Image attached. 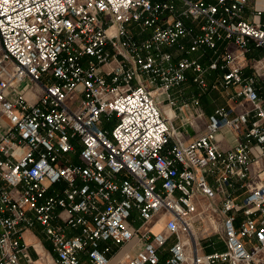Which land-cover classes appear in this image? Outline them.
I'll list each match as a JSON object with an SVG mask.
<instances>
[{"label":"built area","instance_id":"obj_1","mask_svg":"<svg viewBox=\"0 0 264 264\" xmlns=\"http://www.w3.org/2000/svg\"><path fill=\"white\" fill-rule=\"evenodd\" d=\"M247 1L0 0V264L31 261L23 233L37 226L56 264H264V24L244 19ZM219 41L235 50L191 57ZM250 45L262 56L246 64ZM218 69L250 108H217L190 139L160 104L173 112L189 72L215 88ZM190 104L177 110L192 127ZM202 201L223 252H198Z\"/></svg>","mask_w":264,"mask_h":264},{"label":"crops","instance_id":"obj_2","mask_svg":"<svg viewBox=\"0 0 264 264\" xmlns=\"http://www.w3.org/2000/svg\"><path fill=\"white\" fill-rule=\"evenodd\" d=\"M255 11L259 12V16H255ZM243 17H244V19H247V20H250V21L254 20V21H257V22H259L261 24H264V0H248L247 3H246V6H245ZM190 24L193 26L194 31L197 33L198 32V24L188 22V25H190ZM131 31H132V35H133V37L135 39L144 38V37H146V34H147V33L146 34H139L138 33V29L136 27H134V26L132 27ZM225 47L230 49L231 51L235 50L234 49L235 47H233V45H231V44L230 45H228V44L226 45L225 41H219L217 43V49H216L215 53H212L211 51L207 50L205 52L204 56H201V55H198V54H193L191 57L198 59L199 62L203 66H207V63L210 60H218L220 58V56L222 55ZM165 50L170 52V53H172L174 59L179 56V52L174 47L165 48ZM261 56H262L261 51L259 49L254 48L252 45H250L249 52H247L245 54V58H246V61H247L246 64H249V62L252 59L257 60V59L261 58ZM223 72L224 71L219 70V69L218 70L209 71L206 74V76H205V79H206L207 83L209 84V86L212 85V84L219 83L220 80H221V76H222ZM242 74L244 76H249V75L253 74V71L251 70L250 67L247 66V67H245L243 69ZM190 77H193V74L189 72L188 79H190ZM152 88H153V86H152ZM215 88H221V87L217 84V86ZM211 89H213V88H211ZM221 89H223V88H221ZM180 90H183V89H180ZM234 91H235V87L234 88H229L228 97ZM177 92H178L177 90H173L172 94L174 95ZM262 93H264V92H262ZM173 97H175V96H173ZM182 97H183V95H182ZM27 98L30 101H34L35 100L34 96H31L30 94H29V96H27ZM177 99L178 98L175 97V100H177ZM192 99H198L200 107H201V110H202V103H201V100H200L201 99V95H199V93H197L196 95L195 94L192 95L191 98L187 99V100H186V98H179L177 100V102H178L177 104L181 105L183 102L190 104ZM224 106L225 107H233L236 112H239L241 110H247V109L250 108L249 103H243V106L235 105V104H233V102L229 98H227L224 101ZM190 107H191V104H190ZM160 108L163 111H165L164 103L160 104ZM202 112H203V110H202ZM184 115H185V117H183ZM179 116H180L179 119L183 120V126H185V127L180 126L179 130L185 132L188 135V138H190V139L196 137L197 134L200 133V132L195 134L196 133L195 130L192 128L193 129V131H192V129H190L191 127L189 128L188 125H186L184 123V119L186 118L185 112H183V114L179 115ZM204 118H205V113L203 112V118H202V120H200V123H201V121L205 122V120L207 118L206 119H204ZM186 128H188V129H186ZM199 131H201V129ZM225 136H226V138H225ZM229 136H230V134L226 130L222 131L221 133H219L217 135V138L221 142L222 147L225 148V149L228 147V145L231 144V139H230ZM197 212L200 213V215L198 216L199 218L198 217H194V220H195L194 232L196 233L195 237H196V239H197V241L199 243L198 252L202 253V254H209V253H213V252H223V251H225V243H224V238H223V233H222V228H221V220H220L219 215L215 211H213L210 208H208L206 201H202V203L198 204ZM153 222H151L150 224H152ZM198 225H203L202 230H200V226H198ZM35 228H33L32 230H28V231L23 233V239L27 243V245H29L28 253H29L31 261L27 262L26 260L23 259L22 260V264H56L55 263V255L52 252L51 244L45 238V236L43 238L39 237L34 232ZM158 230H160V224L159 223L154 224L152 226V231H158ZM197 234H199V237H197ZM182 238H183V241L186 244V238L185 237H182ZM47 242L49 243L48 247L45 246ZM33 248H35V250ZM79 260H80L81 264H90L84 254H80L79 255ZM114 261H115V259H113L111 261V264H113ZM217 264H221V263H217Z\"/></svg>","mask_w":264,"mask_h":264},{"label":"rangeland","instance_id":"obj_3","mask_svg":"<svg viewBox=\"0 0 264 264\" xmlns=\"http://www.w3.org/2000/svg\"><path fill=\"white\" fill-rule=\"evenodd\" d=\"M130 28H132V27H130ZM193 78L194 77H190V79H188L189 81L180 87L183 90H177L178 92L175 93L173 96L177 97L178 99L179 98H186V100H187V99H190L192 95H194V94L196 95L197 93H199V95H201L200 100L202 103V110L205 113L204 119H206L209 115H212L214 113V110L217 107L218 108H220V107L226 108L224 106V101L228 98L229 89H221V88L211 89L210 87H208L205 90H200V87L198 86L197 82L194 81ZM182 95H183V97H182ZM187 104H189V103H187ZM178 105H177V107H178ZM164 106H165V108H164L165 110H169L166 102H164ZM177 107L173 108V112H171V116H173L172 125H173L174 129L179 130V127L183 126V120H180L179 118L178 119L175 118V116H177V115L179 116V114H180L179 111L177 110ZM162 112L164 113L163 110H162ZM183 117H185V115ZM200 120L201 119L196 118V116H194L193 126L191 128H190V126H188L190 129L193 128L195 130V132H196L195 134H197L199 132V130L203 127V124H202L203 121H201V123H200ZM183 127H185V126H183ZM186 129H188V128H186ZM193 129H192V131H193ZM179 131H181V130H179ZM225 138H226V136H225ZM138 224H139V222L135 223L136 226ZM198 226H200V230H202L203 225H198ZM34 232L39 237H41V238L44 237L43 231H41V228L39 226H37L34 229ZM199 234H197V237H199ZM45 246L48 247L49 243L47 242Z\"/></svg>","mask_w":264,"mask_h":264},{"label":"bare ground","instance_id":"obj_4","mask_svg":"<svg viewBox=\"0 0 264 264\" xmlns=\"http://www.w3.org/2000/svg\"><path fill=\"white\" fill-rule=\"evenodd\" d=\"M27 96H29V93L26 94V97H27ZM164 112H165V114H167L169 117L171 116V112H170L169 110H165ZM194 236H196V233H195V232H194ZM186 244H187V242H186ZM188 246H190V245L188 244Z\"/></svg>","mask_w":264,"mask_h":264}]
</instances>
